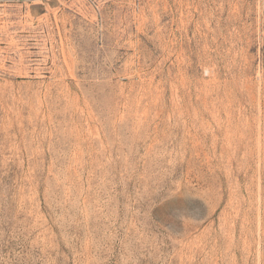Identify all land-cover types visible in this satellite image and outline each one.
Returning <instances> with one entry per match:
<instances>
[{"label": "rangeland", "instance_id": "rangeland-1", "mask_svg": "<svg viewBox=\"0 0 264 264\" xmlns=\"http://www.w3.org/2000/svg\"><path fill=\"white\" fill-rule=\"evenodd\" d=\"M0 264H264V0L0 2Z\"/></svg>", "mask_w": 264, "mask_h": 264}, {"label": "built area", "instance_id": "built-area-1", "mask_svg": "<svg viewBox=\"0 0 264 264\" xmlns=\"http://www.w3.org/2000/svg\"><path fill=\"white\" fill-rule=\"evenodd\" d=\"M18 1H27V2H33L36 0H0V2H5V3H9V2H18Z\"/></svg>", "mask_w": 264, "mask_h": 264}]
</instances>
